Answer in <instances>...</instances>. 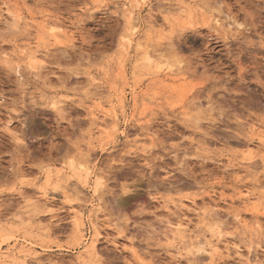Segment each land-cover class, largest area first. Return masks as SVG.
Returning a JSON list of instances; mask_svg holds the SVG:
<instances>
[{
  "label": "rangeland",
  "instance_id": "obj_1",
  "mask_svg": "<svg viewBox=\"0 0 264 264\" xmlns=\"http://www.w3.org/2000/svg\"><path fill=\"white\" fill-rule=\"evenodd\" d=\"M91 205L102 237L78 259ZM0 246L29 250L15 264H264V0H0Z\"/></svg>",
  "mask_w": 264,
  "mask_h": 264
},
{
  "label": "bare ground",
  "instance_id": "obj_2",
  "mask_svg": "<svg viewBox=\"0 0 264 264\" xmlns=\"http://www.w3.org/2000/svg\"><path fill=\"white\" fill-rule=\"evenodd\" d=\"M136 2V1H135ZM166 10V9H165ZM180 10V9H179ZM124 11L125 12H127V23H126V31L125 32H128V34L126 33V35L125 36H123L122 37V42H125L126 43V45L127 46H129L130 47V44H131V39H130V36H132V34H134L135 33V31L137 30V15L132 11V10H130L128 7L127 8H125L124 9ZM150 9H149V12L146 14L147 15V19H149V20H151V18H153V17H151V15H150ZM172 11V10H171ZM180 12H182V9H181V11ZM167 13H168V11H167ZM10 14V13H9ZM11 16H13V15H11ZM15 17V16H14ZM17 18V17H16ZM20 18V17H19ZM18 18V19H19ZM15 19V18H14ZM164 19V27L165 28H171V27H173L172 26V23L170 22V20L169 19H167L166 17H164L163 18ZM152 21V20H151ZM13 22V21H12ZM12 22H11V25H13L12 24ZM218 22V21H217ZM150 23V22H149ZM8 24V23H7ZM151 25V24H150ZM14 26V25H13ZM148 26H149V24H148ZM150 27H153V25L152 26H150ZM12 28V27H11ZM15 28V27H14ZM44 29L48 32V37L50 38V39H52L55 43L56 42H59V40H60V36L62 35L61 33L63 32V29H62V26L60 27V26H52V25H49L47 28L46 27H44ZM43 29V30H44ZM149 29V28H148ZM44 30V31H45ZM165 30V29H164ZM167 30V29H166ZM168 40V39H167ZM42 43L43 41H42V35H39V37H38V40H37V43L36 44H39V43ZM170 44V43H169ZM168 44V45H169ZM34 47V46H33ZM32 47V48H33ZM141 48V45L140 44H137V50H139ZM28 49H30V48H28ZM39 51H33V52H30V53H28L27 54V60H28V62L33 66V64H37L38 63V61L40 60V54L38 53ZM40 56V57H39ZM141 59V65H142V67H148V66H150L152 63H154L153 62V59L149 56V53L147 52V51H145V52H143L142 53V56L140 57ZM41 61V60H40ZM156 63V62H155ZM29 64V65H30ZM156 66H157V73H161V72H163V71H165V73L164 74H166V76H168V77H171V74H173L174 73V69H173V67L172 66H169V65H161V63H159V62H157V64H156ZM149 68V67H148ZM147 69V68H146ZM95 81V80H94ZM51 105H52V107H53V109H56L57 108V105H58V103H57V101H52L51 102ZM60 105V104H59ZM110 115V114H109ZM108 116V115H107ZM114 116V115H113ZM116 118V117H115ZM142 128V127H141ZM254 130H255V127L254 128H252V131L254 132ZM129 136H130V134H129V132H126V133H124L123 134V138L125 139L124 140V144H126L127 142H128V138H129ZM260 139V138H259ZM260 142H262V141H260ZM252 149V148H251ZM253 150V149H252ZM260 151H261V149H260ZM81 168H83V171H84V176H83V182L86 184L87 183V177H88V175H89V172H88V169L87 168H85L84 166L82 167L81 166ZM69 169H71V170H73L74 169V167H73V164H71V163H69ZM77 176L80 178L81 177V174L79 173V174H77ZM46 179H48V180H50V176H47V178ZM80 180V179H79ZM81 181V180H80ZM48 182V181H47ZM83 183V184H84ZM84 184V185H85ZM102 187H103V184H102V182H101V179H99V178H97V179H95V182H94V184H93V186L91 187V192H92V195H97L98 193H99V191L102 189ZM45 195V194H44ZM243 199V198H242ZM44 200H46V199H44ZM43 200V201H44ZM243 200H245V201H248V198H244ZM48 203V202H47ZM42 205V204H41ZM44 205V204H43ZM76 208H74V207H72V208H74L73 210V214H74V218H75V220L76 219H78L80 222H79V224L77 223V226H79L80 225V227L82 226V221H83V208H84V206H82V205H77V206H75ZM90 212H91V214L89 215H87V220H88V222L90 223V225H91V227H92V236L89 238V239H85L84 241H85V243L83 244V246H82V248H85L84 249V251L82 252V253H80L79 254V256H78V259H81L82 258V256L85 254V253H87L88 251L89 252H94L95 253V251H96V249H97V243H98V241H99V239L102 237V235H101V233H100V231H99V224H98V221H97V215H96V213H97V208H95V206L93 207V205H91V209H90ZM259 213V211H256V210H252V215H256V214H258ZM205 214V213H204ZM204 217V216H203ZM203 220L202 221H204V218H202ZM235 219H236V222L238 223L239 222V218L236 216L235 217ZM86 220V219H85ZM185 223V222H184ZM187 223V222H186ZM190 223V222H189ZM188 224V223H187ZM76 225V224H75ZM80 227H76V228H80ZM212 230H215V231H217V236H221V231H220V228L218 227V226H214L213 228H211ZM79 230V229H78ZM82 232V231H81ZM187 232V225L186 224H182V223H177L176 224V226H174V229L172 230V235H173V238H175V239H177V237H181V236H183V234L184 233H186ZM189 232V231H188ZM216 233V232H215ZM185 235V234H184ZM186 235H187V233H186ZM174 236H176V237H174ZM189 236V235H188ZM188 236H187V238H188ZM217 236H215V238H217ZM184 237H186V236H184ZM212 237V236H211ZM221 238V237H220ZM184 239V238H183ZM194 239V238H193ZM14 240H17V239H14ZM182 240V239H181ZM206 240V239H205ZM222 241V240H221ZM221 241H218L219 243L221 242ZM228 241V240H227ZM191 242V241H190ZM207 242H209V241H207ZM207 242H205V241H200V239H198V241H196L195 243H194V245L192 246L191 244V246H192V249H193V247L194 248H197V250H202L203 252H208V251H206V250H208V249H204V247L206 246V245H208V243ZM224 242L226 243V240H224L223 241V244H224ZM192 243V242H191ZM17 244V243H16ZM184 244V243H183ZM21 245H23V244H21ZM225 246V245H224ZM24 247H30V249H32V248H34V247H36L35 245H32V244H27L26 246H24ZM220 247V246H219ZM219 247H218V245L216 244V245H212V247L210 248V252H209V254H211V255H213L214 256V254H217V252H218V250H219ZM188 248V247H187ZM209 248V247H208ZM15 251V246H13L12 248H10V249H8V251L6 252V253H3L2 251H1V246H0V256H2L1 258H3V259H6V260H8L9 261V264H15L16 262H17V259H19V257H20V255H22L23 257H26L27 255H28V253H29V250H21V251H19V252H14ZM187 251H188V249H187ZM196 251V250H195ZM226 251L229 253V252H234L235 254H237L238 256H239V258L240 257H242V254H241V252H243L242 251V249L239 247V246H237V245H235L233 242H230L229 241V243H226ZM258 251V250H257ZM253 253V250L251 249V248H249L248 250H247V254L248 255H251ZM241 259V258H240ZM245 264H248L249 263V260H248V258H245V260H242ZM1 263V262H0Z\"/></svg>",
  "mask_w": 264,
  "mask_h": 264
}]
</instances>
